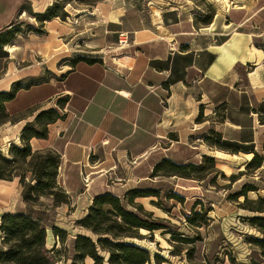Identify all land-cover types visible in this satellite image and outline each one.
Listing matches in <instances>:
<instances>
[{"label": "crops", "instance_id": "1", "mask_svg": "<svg viewBox=\"0 0 264 264\" xmlns=\"http://www.w3.org/2000/svg\"><path fill=\"white\" fill-rule=\"evenodd\" d=\"M56 1L62 0H0V27L7 28L22 17L25 12L20 14L19 9L24 4L32 13H43ZM92 9V14L86 13L99 27L89 37L87 29L76 33L59 18L44 23L48 40L37 44L35 55L44 60L49 53L42 51V57L41 45L59 41L66 48L60 50L57 64V68L63 64L58 68L62 71L55 68L54 61L48 62V69L59 75L53 73V78L20 90L8 105L14 116L35 107V116L55 109L62 117L47 126V139L32 138L29 145L32 151L53 150L60 156L57 182L69 202L64 206L85 205L75 222L78 228L86 231L77 223L86 216L95 196L109 192L126 200L128 192L146 190L160 162L187 165L209 157L206 152L215 148L204 139L211 130L222 142L246 149L238 154L219 151L232 158L242 157L244 166L253 158L251 150L264 158V27L255 36L246 33L248 29L227 34L225 18L217 22L216 17L212 25L217 22L219 31L209 34L205 31L209 28L194 26L193 14L181 19L182 6H173L161 10L158 26L150 28L141 20L133 23L129 0H100ZM262 11L264 6L255 16L260 13L264 17ZM84 12L77 11L74 16L82 14L83 20ZM125 31L130 33L129 41L120 47L118 34ZM77 40L83 48L76 47L83 50L73 49ZM6 52L8 55L0 58V92L9 91L14 83L40 77L47 69L31 65L33 71L15 72L10 61L19 53L14 52L13 57ZM29 58L32 55L26 52L20 60ZM26 96L31 97L25 100ZM29 117L0 126V151L5 148L2 152L6 154L9 143L20 144ZM184 151L186 158L181 157ZM263 169L264 161L258 170ZM84 174L90 178L86 189L82 187ZM0 183V218L4 213H28L21 189L10 194L11 188L19 186L17 180ZM147 198H136L134 203L142 206ZM52 228L64 231L66 239L70 237L67 228ZM52 228L50 233L46 231V247L51 244L48 251L64 245L56 241ZM78 235L85 236L83 232L72 236L69 264ZM86 263L93 261L86 258Z\"/></svg>", "mask_w": 264, "mask_h": 264}, {"label": "rangeland", "instance_id": "2", "mask_svg": "<svg viewBox=\"0 0 264 264\" xmlns=\"http://www.w3.org/2000/svg\"><path fill=\"white\" fill-rule=\"evenodd\" d=\"M81 1L82 2L70 0V4L65 7L66 11L70 14H68V18L64 21H60L67 23L76 33L77 31H85V29H87L86 33L89 37L90 33L92 31L94 32L99 27L95 18L86 13V11H89L91 14L93 13L92 6H94L96 0ZM98 2H100V0H97L96 3ZM129 2L134 12L132 13L133 23H140L139 21L141 20L143 26L150 28L158 26V14H160L161 10H169L173 6H182L180 12L181 19L193 14L191 17L194 20V26H198V28L201 29L209 28L205 30L209 34L219 31L217 22L218 19H221L220 17H224L226 20L225 24H227L228 27L225 28V31L227 34L248 29L249 31L245 30L246 33L249 32L255 36L260 32L258 29L264 27V17L261 16L260 13L258 16H255L257 11L264 6V0H129ZM23 8L25 10L29 9L27 4H24ZM82 10H85L84 13L86 15L83 20L80 19L82 14H78L80 16H74L77 14V11ZM263 12L264 11L261 13ZM216 17H218L217 22L212 25ZM245 19L247 20L246 24L243 26L240 25L239 23L241 21L244 23ZM78 21H81V23ZM15 25L20 27L21 34L5 47L6 50L12 54L14 52L19 53L17 56L18 58H14L10 61L13 62V71H21L22 69H31V71H33L30 67L31 65L39 69H46L47 66L48 69V62L54 61L55 68L61 72L62 70L58 68H61L63 64L60 63L58 68L57 64L60 61V50H66V48L59 41L56 40L55 43H44L41 45L40 53L42 57H44L42 51L47 50L49 53L46 58L44 57V60L35 55L34 51L37 44L39 42H46L48 37L45 35H37L30 30H42L44 29V24H38L34 18L25 12L22 17L17 18ZM5 29L6 27H0V33ZM129 36L130 33H128V37ZM203 37H206V35L202 36V38ZM209 37L210 39L213 38L211 35H209ZM38 39L40 40L38 41ZM80 42L81 41L77 40L73 45V49L83 50L76 47L77 45L82 46ZM6 50L4 51L6 52ZM53 50L57 51L53 52ZM26 52L32 55V58L20 60L22 54L24 57ZM58 52L60 53L58 54ZM51 54L52 57L50 56ZM47 69L42 72L40 77L33 76L20 83H23V86H32L36 85L41 80L53 78L54 74L59 75V73L52 72L49 69L48 71ZM14 75L17 74L13 73V76ZM31 96H26L24 99H29ZM34 109L36 108L28 109L13 118L21 119L31 115V117L27 119L28 122H26V124L31 123V126L39 130L38 126L34 123L36 114H32ZM211 131L212 132L209 133L210 137L212 140H215L216 137L214 133L217 132ZM2 144L3 143H0V146ZM199 144L202 145L203 143ZM12 146L22 148L21 143H9L6 154L0 151L1 155L9 158V151ZM201 151L206 152L205 149H201ZM43 152L44 153L41 155L45 156L46 150H43ZM206 153L209 157H215V169H212L210 163L204 161L201 157L192 162L198 165L201 163L202 170L193 168L183 172L188 177L199 180L188 181L178 176H171V174L168 173V168L161 171L159 174L161 176L151 178L145 191L154 192L156 196L145 199L142 204L143 210H141V213H150V216L145 217L137 211L135 208L137 205L132 206L129 205L126 200H120L122 207L126 211L137 215L143 220L154 222L156 225L163 227V229L155 231L152 235H149L145 230H140L138 232L140 235V238H137L138 240H127L126 243L133 244L141 249L149 251L151 264H154V255H158L165 259L167 264H230V260L232 259L236 263H249L254 261L258 264H264V258H262L260 251L254 243H251L252 240H264V236L258 231V225L253 226L246 220L252 217H264V213H251L241 210L238 208L237 203L228 200L230 196L240 192L242 187L246 185L251 186L252 189L255 190L247 194V198L250 201H256L259 197L264 199V169L260 171L246 169L242 157L236 155V158H232L230 155L221 153L216 149ZM181 157L186 158L187 152L184 151ZM17 168L18 170L13 171L11 173L12 175H21L22 169L27 168V165L18 162ZM238 174L242 175L238 176L239 180L235 183L231 182L230 177ZM85 176H87L89 181L88 185L90 184L89 175L84 174L82 177V187L84 189L88 187L84 186L83 179ZM24 179L26 183L35 184L30 173H24ZM19 186H17L16 189L11 188L9 190L10 194L13 196L16 195L19 189H21L20 191L22 192V186ZM61 196L64 195L57 194L58 199H61ZM242 202L243 198L241 197L238 203ZM75 207L79 208L76 210ZM84 207V204H78L73 205L72 208L71 204L69 206L61 205L60 208H55L51 197H41L37 202H31L27 206L28 213L31 214L33 218L41 221L42 226H44L49 233L54 226L61 228L65 227L70 231V237L66 239L64 245H58L56 249L57 253L48 255L50 263H70L69 257L73 253L71 249L73 241L72 236L77 232H83L86 237H89L94 242L97 240V237L90 231H82L75 225V222L81 216L82 212H84ZM245 207L255 208L257 205L248 204L245 205ZM188 218L194 219V223H189ZM182 238L190 239L193 243L188 245L183 244L181 243ZM49 247H51V244H48L47 247L45 246V249ZM1 248L0 245V249ZM189 249L192 251V257L188 260L186 252ZM97 250L99 255L103 258L104 264H108L109 255L106 250L99 247H97ZM171 251L174 253L179 251L181 253L178 256H172L170 254Z\"/></svg>", "mask_w": 264, "mask_h": 264}, {"label": "trees", "instance_id": "3", "mask_svg": "<svg viewBox=\"0 0 264 264\" xmlns=\"http://www.w3.org/2000/svg\"><path fill=\"white\" fill-rule=\"evenodd\" d=\"M82 2L81 0H78ZM97 2V0H96ZM94 3V5L96 4ZM70 4V0H63L55 2L49 6L43 13H32L20 7V14L27 12L29 16L34 18L36 22L43 25L45 22L54 18H59L64 21L68 14L65 12L66 5ZM89 5V4H86ZM37 35H45L46 32L42 30H30ZM21 34L20 27L12 23L4 31L0 33V58L6 57L7 53L3 50L7 45L14 41L17 36ZM29 86H23L20 83H14L11 89L7 92H0V126L10 123L18 122L19 118H13L14 115L8 112V105L16 98V94ZM34 112V111H33ZM32 112V114H33ZM59 113L55 109H48L39 112L35 118L34 123L39 130L27 123L20 135V143L22 148L14 147L9 151V158H6L0 153V181L11 182L18 180L19 185L22 186L21 198L26 206L31 202H37L41 197H51L53 199V206L55 208L61 205H68V196L65 191L59 186L57 176L60 165V156L53 150H46L45 156H42L43 150L32 151L29 141L32 138L45 140L48 136L47 126L55 123L61 119ZM201 120V113L197 119ZM213 134V133H212ZM216 137L212 140L211 137L204 139L205 143L215 148L218 151H223L231 154H238L242 149L238 145L232 143L222 142L219 134L214 133ZM250 151V150H249ZM251 161L246 164V169L258 170L264 161V158L256 154L253 150ZM204 161L210 163L212 169H215V162L213 158L203 157ZM27 165V168L22 169L21 175H12L13 171L18 170L17 163ZM38 162V163H37ZM168 168V173L171 176H178L188 180H199L188 177L183 172L198 168L202 170L201 163L176 165L169 160H165L156 165L152 171L151 177L161 176V171ZM24 173H30L35 184L26 183ZM238 175L230 177L231 182L235 183L239 180ZM164 176V175H162ZM242 176V175H240ZM250 191H255L251 186H243L240 192L230 196L228 200L237 203L241 210L251 213H264V199L258 198L256 201H250L247 194ZM57 194H61V199L57 198ZM156 196V193L150 191H130L127 194L126 201L129 205L136 206L137 211L141 213L143 210L141 205L135 204L136 198H145ZM243 198L242 203H238L239 198ZM257 205L255 208L245 207V205ZM145 217L150 216V213H141ZM202 219V218H201ZM119 220V221H117ZM248 220L251 225H258V231L264 236V217H252ZM120 222V223H119ZM188 222L193 224L194 219L188 218ZM83 229L90 231L97 237L94 242L86 236H76L74 242V256L72 264H84L86 258H90L93 264H104L103 258L99 255L97 247L105 249L109 255L108 264H151V257L149 251L141 249L133 244L126 243L127 240L135 241L140 238L138 232L145 230L149 235L155 231L163 229L162 226L156 225L154 222L146 221L137 215L126 211L120 202V199L113 196L109 192L97 195L93 198L91 206L87 210L86 216L77 223ZM124 225V226H123ZM46 228L42 226L41 221L33 218L29 213H4L0 218V264H54L49 261V254L54 255L57 252L53 249L48 251L46 246ZM54 238L64 244L66 241V233L60 229L52 228ZM181 243L192 244L190 239L182 238ZM257 249L260 251L262 258H264V240H252ZM181 252H173L172 256H178ZM186 257L189 260L192 257V251L189 249L186 252ZM154 264H167L165 259L158 255L153 257ZM230 264H258L254 261L249 263H236L230 260Z\"/></svg>", "mask_w": 264, "mask_h": 264}, {"label": "built area", "instance_id": "4", "mask_svg": "<svg viewBox=\"0 0 264 264\" xmlns=\"http://www.w3.org/2000/svg\"><path fill=\"white\" fill-rule=\"evenodd\" d=\"M128 41H129V37L127 33L121 32L118 34V44L120 47L126 46L128 44ZM83 182L85 184L84 186L87 187L89 182L87 176L84 177Z\"/></svg>", "mask_w": 264, "mask_h": 264}, {"label": "bare ground", "instance_id": "5", "mask_svg": "<svg viewBox=\"0 0 264 264\" xmlns=\"http://www.w3.org/2000/svg\"><path fill=\"white\" fill-rule=\"evenodd\" d=\"M8 48V47H7ZM10 49V48H9ZM3 152H5V148L2 149ZM250 158V157H249Z\"/></svg>", "mask_w": 264, "mask_h": 264}]
</instances>
